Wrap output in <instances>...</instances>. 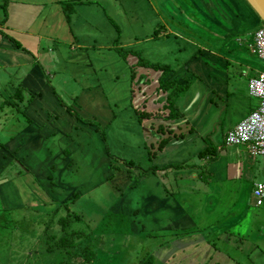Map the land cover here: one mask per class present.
<instances>
[{"label": "crops", "instance_id": "1", "mask_svg": "<svg viewBox=\"0 0 264 264\" xmlns=\"http://www.w3.org/2000/svg\"><path fill=\"white\" fill-rule=\"evenodd\" d=\"M232 4L239 15H226L225 22H217L222 29L227 27L218 33L221 28L203 29L197 19L193 28L179 19L163 20L149 0L143 22L136 16L137 0H0V171L7 172L0 173V211L12 219L9 208L22 204L30 212L23 218L36 223L42 210L34 208L35 202L73 204L74 196L84 197L76 190L63 196L55 188L67 186L65 179L73 169L86 170L75 154H83L92 144L98 145L101 171L110 164V148L128 163H137L136 168L143 164L146 169L135 178L139 184H150L147 204H155L153 211L169 206L171 212L161 220L153 218L156 224L145 222L151 231L146 236L165 238L160 242L167 245L170 236H182L180 245L189 238L192 248L209 242L192 237L218 225L205 223L203 215L217 213L218 185L229 179L235 187L233 197L238 193L236 203L243 205L244 190L252 195L258 178L264 180V157L251 156L245 145L225 143L226 131L257 107L258 99L248 92V79L261 71L251 63L253 56L259 58L251 26L256 14L244 0ZM240 48L245 51L242 58ZM232 65L246 67L237 75ZM161 78L171 83L168 89L160 88ZM157 148L162 150L155 154ZM206 150L209 154L199 157ZM10 170L24 183L20 190L27 200L13 201ZM106 176L100 174L98 182L106 183ZM46 181L57 185L44 189ZM106 185L107 194L95 201L112 205L120 198L119 184ZM14 187L18 192L16 183ZM181 199L187 206L180 205ZM149 206L138 205L136 214L149 211ZM253 211L263 221L264 210ZM11 219L0 220L5 224L0 225V234H9L6 224ZM216 231L211 242L244 247L238 240L234 243L227 226ZM214 245V252H219ZM258 247L264 248V236L242 250L249 257ZM213 255L203 258L193 249L188 258L191 264H207Z\"/></svg>", "mask_w": 264, "mask_h": 264}, {"label": "rangeland", "instance_id": "2", "mask_svg": "<svg viewBox=\"0 0 264 264\" xmlns=\"http://www.w3.org/2000/svg\"><path fill=\"white\" fill-rule=\"evenodd\" d=\"M149 1L153 3L157 9L155 12H157L158 16L161 15L163 20L164 17L168 19L171 18L173 20L179 19L184 22H188L191 24L190 27L193 28V26H196L194 21L197 19L199 23L203 24L201 28L206 27L211 30L213 25L217 28H221V30L217 31L218 33H223L224 29L227 27L222 29V27L217 25V22H225L224 17L226 15L231 18L239 15L234 8L235 6L232 4V0ZM136 6V16L138 20L140 22L145 21L146 16L144 15H147V0H137ZM251 21V26L254 29L264 25L258 17ZM184 26H186L185 23H183V26H180V29H183L182 27ZM184 28L186 29V27ZM191 31L192 33L197 32L195 29H191ZM203 32L204 31H202V34ZM139 35L140 34L137 36ZM228 43H230V40ZM241 48H243V46H241ZM241 48L238 51L240 58H242L245 54V51ZM250 56L251 55L247 54L248 58H250ZM235 62L241 63V60H236ZM251 63L253 67H257L258 70L264 71V61L260 60V58L253 56ZM245 67L246 66L243 67L242 65H232L233 73L238 75L237 72H240V70H243ZM84 119L91 121L92 123L95 122V120L90 118ZM93 146L94 145L92 144H87L83 154H75V159L78 162V165L80 167L85 166L87 171L83 169L80 170L78 168L76 170L73 169L69 172L68 178L65 179L68 181L67 186L64 188L57 186L55 188V190L61 191V195L67 197L68 195H71L69 193L70 190L79 191L78 193L80 195L85 194V196L81 198H78V196L74 197L73 204L69 202L67 205L70 212L74 211L75 213H81L83 216H86L85 218L82 217L79 221L72 222L71 228L77 230L80 229L83 233L82 239H86L87 234L89 236L88 241L95 249L96 255L94 260L88 264H149L150 261H146L149 255H153L151 257L152 264H179V260H184L183 262H185V264H191V260L188 257L193 255V249L195 253L201 255L203 258L214 254L213 258L207 261V264H264V248L262 250L259 247L255 248L251 251L249 257H246L244 253L245 249H248L252 244L254 245V241L257 240L258 237L264 236V219L263 221H260L258 218H255L254 214H252L254 212L253 210H257V213L262 212L264 210V206L257 207L254 205L250 191L244 190L242 197L244 198L245 196V199L244 204L241 205L238 203V193L235 195V198L233 197L235 187L232 182L230 183L229 179H226L225 183L218 185L219 191L218 193H215L217 196L215 200V210H217V213H203L205 216L204 222L215 226V222H217V228L213 226L210 228L207 227L208 229H204L195 237H192V239H197V241H199L202 237L203 239H207L209 242L197 243L196 241L197 245L192 248L193 243H190L189 238L183 241L180 245L179 239H181L182 236L178 238H172V236H170L168 245L165 242H160L165 238L161 239L159 237L151 240L152 243L146 244V241L150 242V240H146V236L144 235L145 232L149 231L147 226L145 229V222H152V224H156L157 220L153 218H159V220H161L165 213L171 212L168 210L169 206H158L159 210L156 211H160V213L155 215L153 213L156 212L153 211L155 204H151V202L147 204L146 200H148V196L150 195V184L148 182H145L147 184L144 185L141 183L139 184L141 181L135 178L136 174L143 172L142 169H146L143 164H139L141 169L136 168L137 163H128L127 161L129 159L127 160L123 155H117L115 151L110 148V164H105L103 166V170L101 171L98 169V162L100 160L96 148L98 145H95L94 148ZM129 158L134 159V157ZM117 159H121V161L119 162ZM189 163L190 161H188V164ZM111 164L113 165L110 166ZM14 166L15 163L14 165H10L9 168H14ZM3 171H0V173H4V175H6L7 172ZM10 173L9 186L12 187L15 194L13 201L22 202V200H27L24 198L25 193L20 190L22 187L20 184L24 186V183L22 180H18L19 177H13L16 174L14 170H10L8 174ZM93 173H95V177L91 176ZM71 174H73L72 178H70ZM100 174H102V176L107 175L105 177V179L108 180L106 183L110 186L114 185L115 182L119 184L117 188L120 192L116 190V193L117 197L120 198L112 205L109 202L106 204V201H95L98 200V196L100 194H107V191H105V187L108 188L106 183H101L103 180L98 182ZM87 175H89V178L84 182L83 177ZM108 176L110 177L107 178ZM150 178L151 176H149L148 179ZM148 179L146 180L149 181ZM260 180L263 179L258 178V181ZM4 183L5 182L3 181V184ZM14 183L17 185L18 192H16ZM52 183L57 185V181H46V187H44V189L52 187ZM39 184H41V181H39ZM38 189L41 190V188ZM162 189L165 191L168 190L165 185L162 186ZM33 192L37 195L35 190ZM33 198L35 197L33 196ZM236 200L238 201L237 203ZM250 201L251 203H249ZM32 205L35 206L33 207L36 208V210H42V212H37V219L35 220L36 223L33 218H23V216H27L30 212H28L22 204L17 207L9 208V214L12 219L8 218L6 214L0 211V220L11 219V222L6 224L9 228V234H0V264H29L31 261L38 262L42 260L43 263L46 261V258L42 255L43 242H39L40 238L37 233L39 226L38 223L42 222L44 225V223L49 221L46 215L53 208L57 207L58 202H44L42 200L41 204L35 202V204ZM138 205H143V209L144 206L150 205L149 207L151 209H149V211H143L141 214H136L135 210H137ZM180 205L182 207L187 206L182 199L180 201ZM25 212L28 214H24ZM64 214V210H61L53 216L58 218L59 215ZM38 215H41V219L43 220L40 221V217ZM93 216L97 217L93 218ZM170 216L171 215L169 214L168 220L170 219ZM13 223L16 225L13 226ZM230 223H232V225ZM0 225L2 227L5 224ZM50 225L51 227H54L51 231L57 232V228H59V226L56 224ZM226 226L228 229H231V239L234 238L235 244H237L238 240L242 246H244L242 247L244 250H242L241 246L238 248L237 245H231V242L229 241H226L225 243L220 242L219 240L217 242H211L214 235L218 233L216 230L220 231L223 229V231H225ZM168 231L172 232L174 230ZM247 239H249V241ZM262 240L263 239H261V241ZM88 241L85 243H88ZM214 244H216L219 252H214ZM39 246L40 250L38 251ZM81 257L82 256H80L79 259H81ZM44 264H48L47 261Z\"/></svg>", "mask_w": 264, "mask_h": 264}, {"label": "trees", "instance_id": "3", "mask_svg": "<svg viewBox=\"0 0 264 264\" xmlns=\"http://www.w3.org/2000/svg\"><path fill=\"white\" fill-rule=\"evenodd\" d=\"M3 8H5V5H3ZM165 74L166 73H164V75ZM159 83H160V88L164 90L168 89L171 84V83L164 81L162 78L160 79ZM174 91L175 89H173V91L171 90L168 93V96H172ZM172 102L173 101L171 100L170 106L172 105ZM161 150L162 148H157L155 154L159 153ZM207 151L208 150L199 153V157L208 155L209 152ZM149 158L150 159L153 158V155H151V152L149 153ZM61 210H64L65 214L59 215L58 218H55L53 215L55 213H58ZM48 214L46 216L48 217L49 221L47 223H44V225L41 222L42 225L38 226V231H37V233L39 234V238H40L39 242L40 241L43 242L42 253L45 255V258L48 260L47 263L49 264H88L92 262L95 258L96 251L93 248L92 244L89 243L88 241V238H89L88 234L86 235L87 236L86 239H82L83 233L81 232V230L71 228L72 222L79 221L81 217L74 211L70 212L67 203H60V202H58L57 207L49 211ZM41 220L43 219H40V221ZM50 224H56L59 226V228H57V232L51 231V229L53 230L54 227H51ZM153 237H156V236L155 235L152 236L151 234L146 236V240H150V242L146 241V244L152 243L151 239ZM86 240L88 241V243H85L87 242ZM80 256H82L81 259H79ZM152 256L153 255H149L146 260L147 262L150 261L149 264H152L151 263Z\"/></svg>", "mask_w": 264, "mask_h": 264}, {"label": "built area", "instance_id": "4", "mask_svg": "<svg viewBox=\"0 0 264 264\" xmlns=\"http://www.w3.org/2000/svg\"><path fill=\"white\" fill-rule=\"evenodd\" d=\"M253 46L256 55L264 60V25L253 32ZM248 92L258 99L256 108L249 112L225 133L227 145H245L251 156L264 157V71L248 79ZM256 206L264 204V180L256 182L252 188Z\"/></svg>", "mask_w": 264, "mask_h": 264}, {"label": "water", "instance_id": "5", "mask_svg": "<svg viewBox=\"0 0 264 264\" xmlns=\"http://www.w3.org/2000/svg\"><path fill=\"white\" fill-rule=\"evenodd\" d=\"M264 24V0H244Z\"/></svg>", "mask_w": 264, "mask_h": 264}]
</instances>
